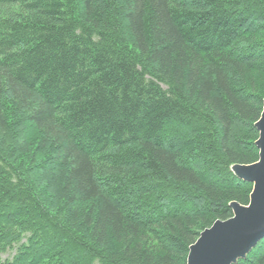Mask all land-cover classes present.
<instances>
[{
  "label": "trees",
  "instance_id": "obj_1",
  "mask_svg": "<svg viewBox=\"0 0 264 264\" xmlns=\"http://www.w3.org/2000/svg\"><path fill=\"white\" fill-rule=\"evenodd\" d=\"M263 109L264 0H0V264H188Z\"/></svg>",
  "mask_w": 264,
  "mask_h": 264
},
{
  "label": "water",
  "instance_id": "obj_2",
  "mask_svg": "<svg viewBox=\"0 0 264 264\" xmlns=\"http://www.w3.org/2000/svg\"><path fill=\"white\" fill-rule=\"evenodd\" d=\"M256 128L259 161L232 167L235 176L253 185L249 205L232 203L231 219L218 220L203 231L190 247L188 264H236L264 238V109Z\"/></svg>",
  "mask_w": 264,
  "mask_h": 264
},
{
  "label": "rangeland",
  "instance_id": "obj_3",
  "mask_svg": "<svg viewBox=\"0 0 264 264\" xmlns=\"http://www.w3.org/2000/svg\"><path fill=\"white\" fill-rule=\"evenodd\" d=\"M8 255H5L4 258H6Z\"/></svg>",
  "mask_w": 264,
  "mask_h": 264
}]
</instances>
